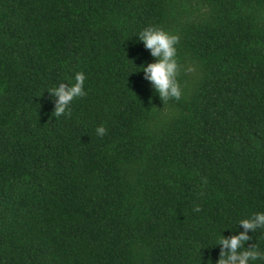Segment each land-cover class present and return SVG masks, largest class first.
<instances>
[{
    "label": "trees",
    "instance_id": "obj_1",
    "mask_svg": "<svg viewBox=\"0 0 264 264\" xmlns=\"http://www.w3.org/2000/svg\"><path fill=\"white\" fill-rule=\"evenodd\" d=\"M149 26L178 37L179 100L140 71ZM257 212L264 0H0V264H215Z\"/></svg>",
    "mask_w": 264,
    "mask_h": 264
},
{
    "label": "clouds",
    "instance_id": "obj_2",
    "mask_svg": "<svg viewBox=\"0 0 264 264\" xmlns=\"http://www.w3.org/2000/svg\"><path fill=\"white\" fill-rule=\"evenodd\" d=\"M139 41L154 58L152 62L141 65L140 71L143 72L144 79L150 82L161 99L179 100L182 89L177 79L180 71L176 47L178 37L163 29L149 26L141 31ZM85 78L83 72H77L73 78L74 83H60L51 89L49 93L51 97H54L56 116L65 114L74 98L86 94ZM95 131L98 136H103L107 129L99 125ZM238 225L242 230H235V234L225 237L220 233L217 243L219 256L215 264H252L257 259H264V252L258 251L255 246H245L251 239L249 232L264 228V212H257L251 217L240 219Z\"/></svg>",
    "mask_w": 264,
    "mask_h": 264
}]
</instances>
